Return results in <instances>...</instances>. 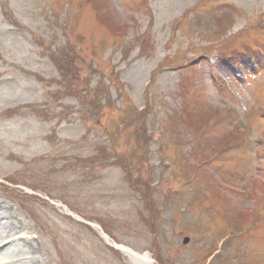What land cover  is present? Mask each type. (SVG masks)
I'll return each mask as SVG.
<instances>
[{
  "label": "rangeland",
  "instance_id": "374dc122",
  "mask_svg": "<svg viewBox=\"0 0 264 264\" xmlns=\"http://www.w3.org/2000/svg\"><path fill=\"white\" fill-rule=\"evenodd\" d=\"M89 223L264 264V0H0V264H137Z\"/></svg>",
  "mask_w": 264,
  "mask_h": 264
},
{
  "label": "bare ground",
  "instance_id": "6f19581e",
  "mask_svg": "<svg viewBox=\"0 0 264 264\" xmlns=\"http://www.w3.org/2000/svg\"><path fill=\"white\" fill-rule=\"evenodd\" d=\"M97 228L99 227L97 226ZM102 235L109 244L116 245V243L112 239H110L107 235H105L104 233H102ZM116 246L119 247L118 244ZM120 248L128 257L134 260L137 264H154L153 258L148 253H139L135 250L129 249L126 246H121Z\"/></svg>",
  "mask_w": 264,
  "mask_h": 264
},
{
  "label": "trees",
  "instance_id": "16d2710c",
  "mask_svg": "<svg viewBox=\"0 0 264 264\" xmlns=\"http://www.w3.org/2000/svg\"><path fill=\"white\" fill-rule=\"evenodd\" d=\"M66 57H68V55ZM132 119H133V114H131L127 120L125 119L123 121V125H125L126 127L131 126L135 122V121H132Z\"/></svg>",
  "mask_w": 264,
  "mask_h": 264
},
{
  "label": "water",
  "instance_id": "95a60500",
  "mask_svg": "<svg viewBox=\"0 0 264 264\" xmlns=\"http://www.w3.org/2000/svg\"><path fill=\"white\" fill-rule=\"evenodd\" d=\"M188 240H189L188 238H185V242H188ZM116 247H117V246H116ZM117 248H118V247H117Z\"/></svg>",
  "mask_w": 264,
  "mask_h": 264
}]
</instances>
